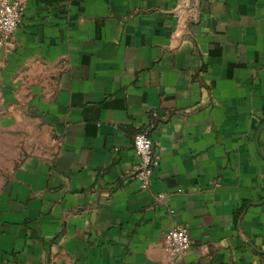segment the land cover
<instances>
[{"label":"crops","instance_id":"0c3cea01","mask_svg":"<svg viewBox=\"0 0 264 264\" xmlns=\"http://www.w3.org/2000/svg\"><path fill=\"white\" fill-rule=\"evenodd\" d=\"M19 1L0 264H264V0ZM137 131L160 157L147 189Z\"/></svg>","mask_w":264,"mask_h":264},{"label":"built area","instance_id":"2783aa9c","mask_svg":"<svg viewBox=\"0 0 264 264\" xmlns=\"http://www.w3.org/2000/svg\"><path fill=\"white\" fill-rule=\"evenodd\" d=\"M22 5L19 0H0V38L13 35L22 22ZM133 150L138 158L134 178L141 189H147L151 183L153 170L159 165L160 157L153 150L151 138L145 131H137L132 138ZM192 244L185 227L170 229L165 235L166 252L176 257L186 251Z\"/></svg>","mask_w":264,"mask_h":264},{"label":"rangeland","instance_id":"374dc122","mask_svg":"<svg viewBox=\"0 0 264 264\" xmlns=\"http://www.w3.org/2000/svg\"><path fill=\"white\" fill-rule=\"evenodd\" d=\"M4 100H5V98L2 96V95H0V107L2 108L3 107V103H4ZM0 108V109H1ZM0 114H3V112H1V110H0ZM10 134V132H8L6 135L8 136ZM28 134V133H27ZM0 136L2 137V133H0ZM24 142V141H23ZM10 161V160H9ZM8 161V162H9Z\"/></svg>","mask_w":264,"mask_h":264}]
</instances>
